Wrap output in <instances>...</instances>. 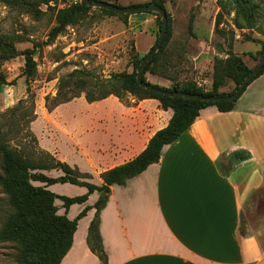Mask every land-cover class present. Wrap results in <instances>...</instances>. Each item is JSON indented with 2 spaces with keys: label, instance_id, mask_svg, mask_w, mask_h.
<instances>
[{
  "label": "crops",
  "instance_id": "0c3cea01",
  "mask_svg": "<svg viewBox=\"0 0 264 264\" xmlns=\"http://www.w3.org/2000/svg\"><path fill=\"white\" fill-rule=\"evenodd\" d=\"M136 16L140 24L148 21L145 14ZM152 78L161 88L171 86L167 79ZM130 102L115 97L97 102L94 128L73 130L66 137L68 159L51 152L101 187L103 173L136 159L173 117L156 100ZM56 186L48 190L64 196ZM72 188L78 194L64 197L87 194L86 188ZM263 190L264 74L247 88L234 111L202 110L185 134L163 148L159 163L126 186L111 187L100 213L108 264H264V205L257 197ZM99 198L94 193L86 204L72 206L68 219L73 221ZM56 206L59 215H66L62 202ZM94 217L91 210L79 222L61 264H101L87 244Z\"/></svg>",
  "mask_w": 264,
  "mask_h": 264
},
{
  "label": "rangeland",
  "instance_id": "374dc122",
  "mask_svg": "<svg viewBox=\"0 0 264 264\" xmlns=\"http://www.w3.org/2000/svg\"><path fill=\"white\" fill-rule=\"evenodd\" d=\"M24 1L26 5L16 8L0 2V141L29 159L43 158L42 151L53 156L51 151H57L59 156L68 159L70 149L66 137L73 130L94 128L91 119L99 103H87L86 93L98 95L100 88H95L94 84L100 86L113 75L132 74L135 61L145 58L155 46L159 22L154 13L145 14L148 21L140 24L136 15L113 17L92 9L78 24L51 36L57 27L59 11L81 3V0ZM162 1L172 32L166 59L173 68L169 66L165 70L180 87L193 85L201 92L211 91L215 60L227 59L230 53L238 56L251 71L261 61L264 0H255L261 12L254 24L237 18L234 0H221L231 11L224 16L223 34L215 31L216 17L221 12L218 0ZM151 2L110 0L111 4L123 8L145 6ZM237 20L244 25L243 29L236 26ZM28 50L34 51L36 63L34 78L29 82L23 56ZM76 72L79 74L75 80L87 82V86L79 84L76 93L67 88L62 90L61 83ZM152 76L147 74L146 78L154 85ZM169 81L171 88L174 82ZM234 89L235 84L228 81L221 92L229 94ZM77 93L79 95L72 99L71 96ZM66 98L71 102L49 111ZM132 98L139 100L128 95L124 104H131ZM60 176L62 173L58 171L49 175L52 178ZM54 189L64 196L78 194L71 185H57ZM9 212L8 197L0 185V231ZM17 255L15 244L0 241V264H19Z\"/></svg>",
  "mask_w": 264,
  "mask_h": 264
},
{
  "label": "trees",
  "instance_id": "16d2710c",
  "mask_svg": "<svg viewBox=\"0 0 264 264\" xmlns=\"http://www.w3.org/2000/svg\"><path fill=\"white\" fill-rule=\"evenodd\" d=\"M151 1V4L159 5L165 9L162 0ZM0 2L14 8L27 4L24 0H0ZM217 2L220 5L221 12L216 17L215 31L218 34H223L221 25L224 16L230 14L231 11L227 10V3L221 0ZM105 3L111 4L110 0H106ZM233 4L235 6L237 18L242 17L251 24H254L255 20L259 18L261 7L255 0H234ZM91 10L92 8L87 7L83 0H81V3L68 9L60 10L57 15V27L52 30L51 36H57L68 26L78 24ZM99 11L113 17L123 18L128 16L111 13L106 10ZM154 15L159 22V28H161L160 17L156 14ZM236 26L239 29L244 28V25L239 23L238 20L236 21ZM171 36L172 32L168 15L166 39L161 50L146 67L143 74L144 83L151 85L147 82V74L173 81L172 77H170L165 70L169 66L173 68V65H170L169 60H167L168 58L166 59L167 47L171 40ZM158 38L159 36L157 40ZM263 55L264 47L260 56ZM23 56L25 60V76L29 82L33 80L36 72L34 51H25ZM145 58L135 61L132 74L122 73L113 75L108 81L102 82L100 86L97 83L94 84L93 86L95 88H100L99 94L96 95L87 92L85 95L86 101L89 104H93L113 96L119 99L121 103H124V99L128 95H131L139 100L158 101L163 111H173V117L165 129L155 134L150 140L147 149L141 155L129 163L103 173L101 175L103 181L101 187L88 182L92 179L90 175L83 174L78 168H73L67 163L59 161L48 152H41V157L43 158L29 159L26 158L23 153L10 148L6 142L0 141V158L3 172V175L0 176V185L3 192L8 197V203L11 208V212H9L4 226L0 231V241L2 243H13L18 247L17 261L19 264H61L72 248L74 235L78 229L79 222L84 219L91 210H95V217L88 229L87 244L90 251L100 260L101 264H108V256L104 250L100 234V213L108 201L111 187L126 186L128 181L144 173L150 166L159 163L163 148L174 144L185 134L198 119L202 110L209 107H216L221 113L234 111L238 100L246 92L247 88L264 74L263 68L259 75L243 91L240 97L232 102L213 104L201 101L183 100L156 95L139 86L137 82V73ZM250 73L251 70L245 66L243 61L238 56L230 53L227 59L215 60L211 91L204 93L193 85L182 88L176 81H173L174 84L170 89H162L190 95L226 97L233 95ZM77 74L79 73H73L68 81L61 83V89L67 88L71 93H76V88L79 84L87 86V82L75 80ZM84 76L89 77V75ZM228 81H232L235 84V89L229 94L222 93L221 89L225 87ZM154 87L161 88L159 86ZM78 95V93L73 94L71 98L75 99ZM69 102L71 101L66 98L58 102L54 108L49 109V111L52 112L59 106ZM52 171L61 172L62 176L51 178L45 174L46 172ZM34 183H41L45 186L37 187L34 186ZM54 185L83 187L87 189V194L74 198L58 196L48 190V187ZM94 193L100 195L97 203L93 207H86L73 221L69 220L67 213L70 208L74 205L86 204L89 197ZM257 197H261L259 205H264V190ZM56 201L63 203L62 208L66 211V215H59V208L56 206Z\"/></svg>",
  "mask_w": 264,
  "mask_h": 264
},
{
  "label": "water",
  "instance_id": "95a60500",
  "mask_svg": "<svg viewBox=\"0 0 264 264\" xmlns=\"http://www.w3.org/2000/svg\"><path fill=\"white\" fill-rule=\"evenodd\" d=\"M83 2L87 5V7L92 9L106 10L111 13L119 14V15H137V14H145V13H154L158 15L161 19V28H159V38L155 44V46L151 49L150 53L146 56L143 61L141 68L137 73V82L139 86L151 93L156 95H161L169 98L183 99V100H193V101H201L208 103H221V102H232L240 97L243 91L248 87V85L259 75V73L264 68V55L259 62V64L254 68L248 77L244 80V82L239 86L237 91L230 96L226 97H206L201 95H190L185 93H175L163 90L162 88H157L152 85H148L143 82V74L145 72L146 67L151 63L156 54L161 50L164 41L166 39L167 31H168V15L166 9L160 7L156 4H150L146 6L133 7V8H123L116 5L108 4L101 1H91V0H83Z\"/></svg>",
  "mask_w": 264,
  "mask_h": 264
}]
</instances>
